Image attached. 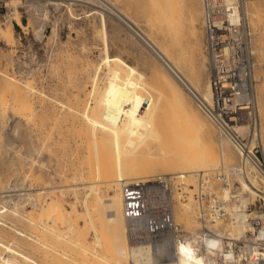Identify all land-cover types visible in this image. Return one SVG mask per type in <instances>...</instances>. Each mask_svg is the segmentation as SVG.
<instances>
[{
    "label": "rangeland",
    "instance_id": "obj_1",
    "mask_svg": "<svg viewBox=\"0 0 264 264\" xmlns=\"http://www.w3.org/2000/svg\"><path fill=\"white\" fill-rule=\"evenodd\" d=\"M151 1L153 0H0V26L7 34L9 28L6 26L12 25L15 38L11 44L3 39L5 34L4 36L0 35V81L9 75V78H14L18 82L20 95L28 96L26 102L15 107L16 109L11 111L10 107L7 108L5 110L7 114L4 111V118L0 124V211H5L1 215H4L3 220H6L9 226L19 229L18 235L14 234L10 228H5L6 232L0 230V238L5 243L10 242L12 245L18 243V245H14L15 248L38 264H107V257L111 258L112 263L114 262L112 257L114 254L113 241L108 234L106 222L102 226L98 223L99 226L97 229L95 228V232H92L83 227V221L76 219L73 214L70 219L73 207H76L78 216L82 215L84 218L89 203H94V208L99 203L102 210L106 198L116 199L114 206L108 205L106 208L114 211L115 216L117 215V218L115 217L117 225H115L116 223L113 225L117 226L119 233L127 234L125 231L127 223H124L121 197L118 200L119 195L121 196L119 184H109L110 187L104 185L99 188L100 191L97 189L98 192H95L96 188L86 186L89 182L95 181L91 178V173L94 171L93 165L99 159L102 158L101 160H104L106 166L116 165L118 156L115 153V142L111 133V93L118 99L125 113L145 109L148 113L156 114L160 111L163 103L158 94L161 92V86L159 80L155 78V70L160 68L176 84L180 85L194 109L212 124L215 129L213 137L215 147L219 149L218 140L220 138L228 142L226 138L219 136L216 127L200 110L195 98L196 93L198 95L201 93L196 90V82L193 81L194 74L200 75L198 83L201 89L206 84H210L209 59L205 51L202 0H171V3L170 0H166L168 5L170 4L169 6L165 0H163L164 3L161 2L162 0L161 3L154 0L155 4ZM237 2L241 5L253 65V99L250 106L253 112L252 120L256 124L257 136L254 140L259 147V157L262 156L264 159V0H237ZM167 6L171 7L172 11L175 10L173 11L175 13ZM169 12L172 13V16ZM165 15L166 17L170 16L169 18L172 17V20L175 17L173 20L175 22L171 21V23L173 22L172 26L179 24L175 26V29L177 31L182 29L175 32L178 34L174 35V37L179 36L176 38L180 43L176 40L173 41L178 42L181 47L183 45V49L176 42L175 48V43H172L174 51L179 53L176 56L180 57L182 54L184 56H181L184 59L182 60L188 62L192 55L190 57L187 55L194 53L193 50L192 53L190 52L192 47L193 49L199 48V50L196 49L199 52L197 51L198 54L192 57V61L189 59L191 64L188 62V66L187 63L180 65L179 61V68L167 57L165 58L164 54L161 57V52L157 53L161 49L159 44L162 45L164 41L163 44L167 48L168 42H172L170 38L173 36L170 33L175 34L172 32L174 30L172 26V28L167 27V29H173L168 31L170 36L168 38L167 32L163 30L166 29L164 26L168 22L163 26L157 23L160 19L158 16L164 17ZM169 18L167 19L169 20ZM169 25L167 24V26ZM193 28H195V33ZM180 36H182L181 39ZM194 40L199 45L195 44ZM149 44L159 46L158 48L154 46V48ZM164 45L162 46L165 47ZM179 48L181 52H177L180 51ZM170 50L172 52L173 48ZM175 52H172L174 57ZM162 59H166L165 62ZM168 65L172 69H177L170 70ZM108 68L110 69L108 70ZM174 73L178 75L173 76ZM107 74L112 75L108 77ZM178 76L186 84L179 80ZM112 78L113 80H110ZM108 81L111 82L108 83ZM116 81H121V85ZM108 84H111L112 87H108ZM118 85L122 87V92L117 88ZM108 88H111V92ZM188 88H191L192 91ZM2 98L5 99L4 93H2ZM26 103L29 105L26 106ZM130 130L125 127L123 129L121 158L126 161H146L155 158L157 153L150 152L145 131L132 133ZM228 143L223 144V149L230 159L233 155L235 158L224 164L219 161L215 166L216 169L222 165L234 164L238 159L237 151L230 142ZM160 147L163 148L162 142ZM157 175L165 174L157 172L152 177ZM187 185L188 188L185 190L189 193V197L180 198V189L175 191L177 195L175 198L176 214L182 211L180 205L187 204L188 199L191 198V203L196 209L195 219L197 220L195 191H191L192 187H189L190 185L195 186L192 177ZM95 193H98L97 196L101 198H96ZM55 196L63 202L65 210L64 224L57 223L56 230L66 233L67 231L72 232L74 229L72 232L73 241L84 237V241H82L88 244L87 253L81 252L80 255L76 247L69 243V240L60 239L59 241V239L39 236L40 233H36L35 226L31 227L25 222L26 218L32 217V215L33 219H36V221L33 220L34 223L39 222L38 218L41 213L38 215L37 206L55 199ZM244 198L248 199L245 203L249 204L254 202L257 196L250 198L248 194H245ZM93 199H96V203ZM99 200L100 202H97ZM16 205L19 207L18 212L27 217L12 218L9 210H13ZM95 210L96 212L100 211L97 208ZM103 210L100 213H103ZM96 212H94L95 216L98 215ZM104 213L106 216L105 210ZM104 213L100 216L102 217ZM100 216L97 221H105L104 218L100 219ZM179 218L174 217L176 223L180 224L185 231H190L193 224L189 225ZM120 220L124 227H121ZM46 225L51 226L55 223L49 219L46 220ZM220 226L234 230L232 216L228 222L221 223ZM105 227H107L108 233L107 230L104 231ZM198 227L199 225L196 223V228ZM0 228L3 227L0 226ZM22 231L33 233L38 236V239L29 243L28 239H23ZM81 235L84 236L81 237ZM85 236H88L87 240H85ZM11 240L14 244L11 243ZM41 242L42 244L43 242L53 243V247L49 243H47V249L41 247ZM150 245L153 249V255L150 257L151 264L171 263L169 253L173 252L172 245L163 249H157L153 244ZM111 250L113 251L111 252ZM1 251L0 247V254H3ZM91 251H95V255L91 254ZM109 251L113 253L112 256ZM4 254L0 255V263L5 260L2 259ZM174 259L172 258V261ZM111 262L109 263L112 264ZM127 262L133 264L130 258L127 259Z\"/></svg>",
    "mask_w": 264,
    "mask_h": 264
},
{
    "label": "built area",
    "instance_id": "obj_2",
    "mask_svg": "<svg viewBox=\"0 0 264 264\" xmlns=\"http://www.w3.org/2000/svg\"><path fill=\"white\" fill-rule=\"evenodd\" d=\"M202 10L213 96L211 103L195 98L219 136L233 145L238 159L213 172L190 174L195 182L189 187L195 191L199 225L193 231H185L174 219L175 191L180 189V198L189 197L185 190L189 175L165 174L123 182L129 242L150 243L157 249L172 245L174 254L177 244L189 242L193 254L207 264H264V159L259 157L254 140L249 37L239 2L202 0ZM245 105L250 108L242 109ZM241 182L256 192L254 202L243 203L242 195L249 193L243 191ZM242 212L247 215L243 232L220 226L231 216L234 223L236 214Z\"/></svg>",
    "mask_w": 264,
    "mask_h": 264
},
{
    "label": "bare ground",
    "instance_id": "obj_3",
    "mask_svg": "<svg viewBox=\"0 0 264 264\" xmlns=\"http://www.w3.org/2000/svg\"><path fill=\"white\" fill-rule=\"evenodd\" d=\"M157 1L160 2L161 0H157ZM168 1L165 0V2H167L166 3L167 5H168ZM227 1L228 2H236L237 0H227ZM151 2H154V4H155L154 0ZM161 2L164 3L163 0ZM172 2H174V1H172ZM170 3H171V0H170ZM167 7H166V10L168 8H170V10H171V7H168V8ZM173 11H175V10H173ZM113 12H115V10ZM13 13H14V11H13ZM170 13L171 12H169V14ZM173 13H175V12H173ZM16 15H15V17H17ZM159 16H161V15H159ZM159 16H158V18H160V19H158L159 22H157V23H159L160 25L162 24L161 26H163V24L165 25L166 22H168L167 24L169 25L171 23V21H173L175 19V17L173 20L171 19L172 17L169 18L170 16H172V13L170 14L169 17H166V15L164 17L163 16L159 17ZM120 17H123V16L120 15ZM167 18H169V20ZM17 20H18V22H20L18 17H17ZM178 20H179V17H178ZM178 20H176V21H178ZM173 22H175V21H173ZM173 22L169 26H167V24H166V26H164V27L166 29H167V27L172 28ZM188 24H190V23L188 22ZM174 25H175V23H174ZM176 25H179V24H176ZM11 26H6L9 28V32L7 31L8 32L7 34L4 32V29L1 28V26H0V35L4 36V34H5L6 36H4L5 38H3V39H6L7 42H10L12 44L14 42V40H13L14 37H13V29ZM175 26L173 27L174 30L169 29V28L167 30L166 29H163V30H165L167 32V34H168L169 30L170 31L173 30L172 32H174V33L182 30L180 27L181 30L177 31L175 29ZM192 26L194 27L193 23H192ZM164 27H162V28H164ZM195 28H193V32H194ZM137 32H139V31H137ZM176 34H178V33H175V34L170 33V35L173 37ZM179 35H181V34H179ZM194 35H196V34H194ZM168 36H169V34H168ZM145 37H146V35H145ZM173 37L172 38H170V36L168 37V38H170V40L172 39L171 40L172 42H170V43L168 42L169 48L168 47L166 48V45L163 44L165 42L163 41L162 45H164L165 47H163L161 44H159L161 49H159V51H157V53L161 52V57H163L165 55V58L167 57L168 60L172 61V63H174L176 66H179L178 63H180V62H181L180 65H186V63H187V66H188V62H189V64H191L189 59H191V61H192V57H194L195 55L198 54L199 48H196V49H198V50H196L195 48L193 49V47L191 46L192 49L190 50V52L192 50L194 51V53L197 51L198 52L194 54V53H192L193 52L192 51L191 52L192 54H189V55L186 54L189 57L191 55L192 56H191V58L188 59V62L187 61L185 62V61H183L184 59L181 58V56L184 57L182 54H180V57L176 56V55H179V53L177 54L174 51V47H173V44L176 41L179 42V39H177L179 36L178 35L175 36L174 39H173ZM181 38H182V36H180V39ZM152 39H154V38H152ZM195 39L197 40V38H195ZM12 40H13V42H12ZM145 40H146V38H145ZM165 40H167V39H165ZM173 40H176V41L174 42ZM196 40H194V42ZM178 42H176L177 45H179ZM196 42H195V44L199 45V43H196ZM176 43H175V48H176ZM170 44L172 45V48H173L172 52L176 53L175 57L173 56L174 54H172V52H170L171 51L170 49H172V48H170V46H171ZM195 44H194V46H195ZM149 45L151 46V44H149ZM159 45H154V46H157V48H158ZM179 47H181V46L179 45ZM182 47H183V45H182ZM182 47H181V49H183ZM196 47H197V45H196ZM181 49H180V51H177L178 49H175V50L177 52H181ZM200 51L202 52V49ZM182 52H184V51H182ZM162 60H164V59H162ZM165 60H164V62H165ZM185 60H186V58H185ZM182 61H183V63H182ZM107 64H108V60H107ZM166 64H168V63H166ZM170 65H168V66H170ZM171 66L169 67L170 70L172 69ZM184 67H186V66H184ZM179 68H180V66H179ZM109 69L110 68H108V70ZM155 69H156V67H155ZM155 69L153 68V71ZM176 69L173 68L172 70L174 71ZM155 71H156L155 72V78H157L159 80V83L161 86V92L158 93L159 96H161V97H159V99L162 100V102H163L160 111L157 112L156 114H153V112H150L151 113L150 114L145 109L125 113L123 111L122 106L119 104L118 99L115 98V96H112V93L110 94V96H111L110 118L112 121L111 133H112V137H113L114 142H115V153L118 157L116 158V165L112 166V167L106 166V164L104 163V160H101L102 158L99 159L93 165L94 171L91 173V178L95 181H91L88 183V185H86V184L85 185L89 188H96L95 192H98L99 188H101L104 185H108L110 187L114 183H115L114 185H116V183H117V185L119 184V188H120V192H121V185L123 182L146 180L148 178H151L157 172H161L163 174H185V175H189L188 177L190 178L191 173L211 171L213 169H216L215 166L219 163V161H221L220 163L224 164L225 162H229L230 160H233L235 158V156L233 155L232 159H230L229 155L226 154L224 149H223V144L228 143L229 141L226 142L222 138H220L218 140V145H219L220 150L215 147L216 146V144H214L215 140L213 141V139H214L213 137L215 136L214 135L215 129H213L212 124H210L205 118H203V116L196 109H194V106H192L191 102L188 100L189 97L187 98L185 96V94H184L185 92H183L180 85L176 84V82H174V80H172L170 78V76H168L160 68H157ZM192 73H191V78H192V75L194 74V73L193 74ZM176 74L177 73H174L173 76H175ZM107 75L109 77V75H112V74H107ZM197 75L198 76H196V74L193 75V77H194L193 81L196 82V86H197L196 90L198 92H200L201 95H198L196 93V96L198 98H200L201 100H205L206 102L211 103L212 102V96H213L212 86H211V84H206V86L203 89H201L199 86V83H198L200 81V78H199L200 75L199 74H197ZM179 77L180 76H178V78ZM110 80H113V78ZM179 80H182V78L181 79L179 78ZM182 81L184 82V80H182ZM110 82L108 81V83H110ZM118 82L116 81V83H118ZM112 83H113V81H112ZM119 83L118 84L121 85V81ZM184 84H186V83L184 82ZM108 85H109L108 87H110V86L112 87L111 84H108ZM119 85L117 88H119V91L122 92V87L121 86L119 87ZM181 86H182V84H181ZM187 86H189V85H187ZM114 87L115 86L113 85V88ZM108 89L110 90L111 88H108ZM188 89L191 90V88H188ZM113 91H115V90H113ZM110 92H111V90H110ZM2 93H4V95H5L4 100L2 98ZM193 93H195V92H193ZM192 95H194V94H192ZM27 97L28 96L24 97L23 95H20L19 88H18V82L16 81V79L9 78V75L3 77L0 81V124L2 123V120L4 118V111L7 108L9 109V107L11 108V111L13 109H16L15 107H17L18 105L20 106L21 103L23 104V102H26ZM26 104H27L26 106L29 105L28 103H26ZM26 106H25V108H27ZM248 108H250V106L245 105L242 109H248ZM5 113H6V111H5ZM124 127L131 129L130 131L132 133H135L136 131L144 130L145 134L148 137L147 143H148V146L150 148V152L155 151L157 153V156L155 158L148 159L146 161H139V160L126 161V160H123L121 158L122 148H123L121 138L123 135ZM161 142H162L163 148L160 147ZM218 150L220 151V153L218 152ZM241 183H242L243 191L248 192L250 197H254L256 195V192L254 190H252L251 188H248V186L244 182H241ZM109 184H111V185H109ZM108 190H110V189H108ZM242 193H244V192H242ZM95 194H96V198H97L98 193H95ZM120 197L122 199V194H121V196L119 195L118 200L120 199ZM54 198L55 199H52L49 202L47 201V202H43L42 204L38 203L39 205L37 204L38 205L37 209L39 211L38 215H40L39 213H41V215L39 216L40 218H38V219H40L39 222L34 223V221H36V219H33V215H32V217L29 216L28 218H26L25 222H27V225H29L31 227L35 226V228L37 229L36 233H40L39 236H41L43 238L47 237V238H51V239H57V240L59 239V241H60V239H62V240L64 239V241L69 240L70 241L69 243L76 247L77 252L80 255H81V252L87 253L88 252V249H87L88 244L83 242L84 241V237H83L84 235L83 236L81 235V237H83V239L77 238L73 241L74 237L72 235V232L74 229L72 230V232L67 231L66 233L65 232L61 233V232H58L56 230L57 223L60 222V223L64 224L65 220H63V217L65 216V212H64L65 210L63 208V202L60 200V198H57L56 196ZM93 200H95L94 202L96 203V199H93ZM247 200L248 199H245L244 196L242 195L243 203H245ZM188 201L189 202L187 204L180 205L182 211L180 210L181 212L179 211L180 213H177L178 215L176 214V210L174 209V217L175 218L180 217L179 219H182L181 221L184 220L189 225L192 223L193 227L190 228L191 229L190 231H193L194 229H196V223H198L197 220L195 219L196 209H194V207L191 203L192 199L189 198ZM97 202H100V200ZM115 202H116V199L113 200V198H111V199L106 198L104 200L103 209L106 212V216H105L104 210L102 209L103 213H104V215H102V217L100 216V214H103V213H100V212H102V210L100 209L99 203H98V206H97V204H95L97 206L95 208H94V203L93 204L89 203L87 205L88 211L86 212V215L84 218L82 217V215H80V217H82V218H80L78 216V212L76 210V207H73L72 211L70 212V219H71V214H73L74 216H76V219H78V220L81 219L83 221V224H84L83 227H85L88 230H91L92 232H95V228L97 229V226H99L98 223L100 224V226H102L106 222V226L108 227L109 233H108L107 227H105L106 229L104 228V231L107 230V233L111 236L112 241H113V243H112L111 239H109L111 241V243L113 244V245L112 244L111 245L113 246L114 251L111 250V252L113 251L114 254L111 253L110 251L109 252L111 253V256L113 254L112 257H113L114 262L112 263L110 260L111 258L109 259L107 257L110 260L109 262H111L112 264H128V262H127L128 258H130L132 260L133 264H151L150 263V257L153 255V249H152L151 245L147 244V243L142 244V245L130 243L129 237H128L127 225H126V230H125L127 234L122 233V232H121L122 234H120L119 230L116 228L117 226L115 227L113 225L117 221L115 219V217L117 218V215L115 216L114 211L107 210L106 207L108 205L114 206ZM121 202L123 205V200ZM14 207L15 208L13 210H9L12 218H14V217H17V218L27 217L25 214H20L18 212L17 209L19 207L17 205ZM96 208L98 210H100V211H97L98 213L95 210ZM4 212L5 211H0V226H2L4 228V229L0 228V230L6 232L5 228H10V230H12L14 234L18 235L17 234V231L19 230L18 227L9 226L8 222H6V220H3L4 215H1V214H3ZM94 212H96L98 215L95 216ZM28 215H31V214L29 213ZM43 216H45V217H43ZM98 216L101 217L100 219L104 218L105 221H101L102 223L104 222L103 224L101 222L97 221ZM246 218H247V215L245 213H243V212L237 213L235 216L236 221L234 222V230H236L237 232H243V223L245 222ZM49 219H52L54 221L55 225H51V226L46 225V220L48 221ZM123 220H124V218H123ZM121 221L122 220H120V222ZM124 223H126V220ZM48 224H49V222H48ZM73 224H74V226H76L75 223H73ZM120 224H122V222ZM115 225H117V223ZM121 227H124L123 224ZM57 229H58V227H57ZM82 230H83V228H82ZM125 231H123V232H125ZM22 232L24 233L22 235L23 239L24 238L28 239L29 243L34 242V239H35V241L38 239V236L34 235L33 233H32L33 234L32 235V234H29L25 231H22ZM78 236H79V233H78ZM110 236H109V238H110ZM87 237L85 236V240H87ZM28 240H27V242H28ZM30 240H32V241H30ZM71 241H72V243H71ZM55 242L57 243V241H55ZM11 243H13L12 240H11ZM47 243H49V242H43V244L41 242L40 246L47 249V247H48ZM212 243H214V242H212ZM16 244L18 245V243H16ZM16 244H14V245H16ZM49 244H51V243H49ZM52 244L50 246H52ZM14 245L10 244V242L5 243L0 238V247L2 248L1 252H3V254L5 253L4 258H2V259H5L3 261L4 264H30V263L31 264H33V263L38 264L37 262L32 260L28 255L17 250ZM45 253H47V252H45ZM3 254H0V255L3 256ZM91 254L95 255V251H91ZM169 254H170L169 257H171V259L169 258L170 262H171L169 264H207L205 259H203L199 256H195L193 254V252L190 248L189 242L177 244L176 245V254H174L173 252L169 253ZM71 257H73V256H71ZM107 258H106V262H107V264H110L108 262ZM172 258L173 259L175 258L174 259L175 261L174 260L172 261ZM72 259H74V258H72ZM57 260H58V258H57ZM61 260H62V258H61ZM61 260L59 259V261H61ZM70 261H73V260H70ZM3 262L1 261L0 264H2ZM244 264H252V263H244Z\"/></svg>",
    "mask_w": 264,
    "mask_h": 264
}]
</instances>
